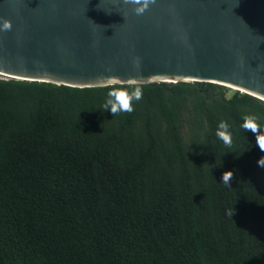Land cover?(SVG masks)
Wrapping results in <instances>:
<instances>
[{"label": "trees", "instance_id": "16d2710c", "mask_svg": "<svg viewBox=\"0 0 264 264\" xmlns=\"http://www.w3.org/2000/svg\"><path fill=\"white\" fill-rule=\"evenodd\" d=\"M257 138L264 100L219 84L0 76V264H264Z\"/></svg>", "mask_w": 264, "mask_h": 264}, {"label": "water", "instance_id": "95a60500", "mask_svg": "<svg viewBox=\"0 0 264 264\" xmlns=\"http://www.w3.org/2000/svg\"><path fill=\"white\" fill-rule=\"evenodd\" d=\"M0 76L77 88L207 82L264 100V0H0ZM114 77V79H107Z\"/></svg>", "mask_w": 264, "mask_h": 264}, {"label": "clouds", "instance_id": "9594fccd", "mask_svg": "<svg viewBox=\"0 0 264 264\" xmlns=\"http://www.w3.org/2000/svg\"><path fill=\"white\" fill-rule=\"evenodd\" d=\"M125 2L129 5L133 6V9L137 15H142L148 8V6L155 2V0H125ZM12 29V22L8 19L3 20L0 23V32H7ZM107 79H114V77H108ZM142 99V91L140 89H135L131 91V93H127L124 90H109L107 93V97L105 103L103 105L104 110H109L113 114H117L119 112H132L134 110L133 102L139 101ZM246 131H252L255 135L257 134L255 129H252L248 123L247 118H245L244 123L241 125ZM216 136L218 139L223 141L225 145H229L231 143L230 134H229V125L225 121H220L217 125ZM256 145L259 149L264 152V142H262L259 138H257ZM258 166L264 167V157H261L257 161ZM231 181V177L228 173L223 175L222 183L229 186Z\"/></svg>", "mask_w": 264, "mask_h": 264}]
</instances>
